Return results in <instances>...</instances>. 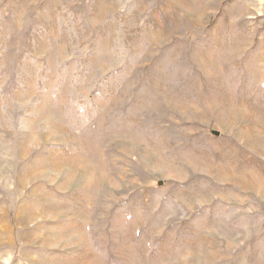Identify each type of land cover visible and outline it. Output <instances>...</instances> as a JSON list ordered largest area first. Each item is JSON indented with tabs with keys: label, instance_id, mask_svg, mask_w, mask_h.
<instances>
[{
	"label": "rangeland",
	"instance_id": "1",
	"mask_svg": "<svg viewBox=\"0 0 264 264\" xmlns=\"http://www.w3.org/2000/svg\"><path fill=\"white\" fill-rule=\"evenodd\" d=\"M0 264H264V0H0Z\"/></svg>",
	"mask_w": 264,
	"mask_h": 264
}]
</instances>
